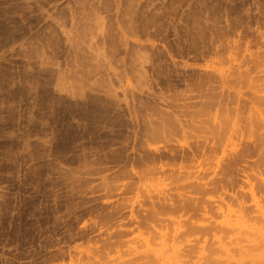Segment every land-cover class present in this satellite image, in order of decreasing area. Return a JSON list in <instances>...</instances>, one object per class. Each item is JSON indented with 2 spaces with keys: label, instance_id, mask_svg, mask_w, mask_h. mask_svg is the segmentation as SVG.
<instances>
[{
  "label": "rangeland",
  "instance_id": "obj_1",
  "mask_svg": "<svg viewBox=\"0 0 264 264\" xmlns=\"http://www.w3.org/2000/svg\"><path fill=\"white\" fill-rule=\"evenodd\" d=\"M0 264H264V0H0Z\"/></svg>",
  "mask_w": 264,
  "mask_h": 264
},
{
  "label": "bare ground",
  "instance_id": "obj_2",
  "mask_svg": "<svg viewBox=\"0 0 264 264\" xmlns=\"http://www.w3.org/2000/svg\"><path fill=\"white\" fill-rule=\"evenodd\" d=\"M202 151V150H201ZM201 165V164H200ZM203 170H204V168H203ZM199 174V173H198ZM201 174V173H200ZM190 175V174H189ZM182 178V177H181Z\"/></svg>",
  "mask_w": 264,
  "mask_h": 264
}]
</instances>
